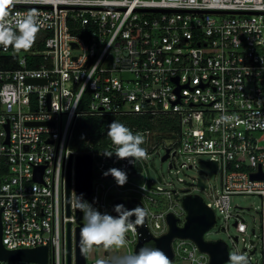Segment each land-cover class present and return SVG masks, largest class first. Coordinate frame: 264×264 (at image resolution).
<instances>
[{
  "label": "built area",
  "instance_id": "built-area-1",
  "mask_svg": "<svg viewBox=\"0 0 264 264\" xmlns=\"http://www.w3.org/2000/svg\"><path fill=\"white\" fill-rule=\"evenodd\" d=\"M33 9L46 38L27 51L0 47V210L7 249L47 246L49 256L47 263L0 264H66L68 221L75 264L77 223L66 212L71 153L93 157L87 202L100 212L111 214L118 198H134L155 237L168 232L170 213L183 226L184 191L147 173V158L161 143L177 172L193 168L176 163L181 155L217 162L221 190L204 201L217 220L218 213L226 222L235 218L239 234L248 226L233 213L232 196L261 197L264 264V178L253 177L264 176V0H19L12 11ZM107 116L140 118L130 129L144 136L145 159L104 155L115 150L110 139L99 150H72L79 123ZM112 168L126 172L125 184L105 175ZM72 198L74 213V181ZM138 242L137 228L127 234V253ZM172 246L170 264L210 262L191 239L176 238ZM107 253L86 264H120Z\"/></svg>",
  "mask_w": 264,
  "mask_h": 264
},
{
  "label": "clouds",
  "instance_id": "clouds-1",
  "mask_svg": "<svg viewBox=\"0 0 264 264\" xmlns=\"http://www.w3.org/2000/svg\"><path fill=\"white\" fill-rule=\"evenodd\" d=\"M17 3L19 0H0V47L5 50L11 47L17 52L27 51L35 44L44 23L39 18V13L34 9L22 14H13L12 10ZM221 119L227 122L230 118L224 116ZM107 136L115 146V150L105 151L104 155L111 157L115 154L119 159L132 158L134 163L147 157V150L142 147L145 143L144 136L139 132L134 133L120 121L113 120L108 125ZM109 173L119 185L122 186L126 183V172L112 168L105 175ZM74 208L82 213L84 221L80 229V237L81 252L85 255L94 245H102L105 249L125 247L127 234L135 233L137 226L143 225L147 215L146 210L141 206L127 209L123 204L114 206V211L117 213L115 216L106 212L102 213L84 200L82 195H76ZM133 217H135L134 220ZM119 259L120 264H170L163 251L148 247H142L135 253H127ZM229 259L230 264H249L247 255L240 252L231 253ZM97 264H109V262L98 260Z\"/></svg>",
  "mask_w": 264,
  "mask_h": 264
},
{
  "label": "water",
  "instance_id": "water-1",
  "mask_svg": "<svg viewBox=\"0 0 264 264\" xmlns=\"http://www.w3.org/2000/svg\"><path fill=\"white\" fill-rule=\"evenodd\" d=\"M73 45H76L73 43ZM177 81V80H176ZM30 83H45V79H31L28 80ZM169 154H165L162 159H168ZM201 162L207 164L208 166L217 169L216 161H209L202 159ZM44 168L37 170L35 179H41V174ZM201 173H204L202 170ZM254 178H264L262 172L253 175ZM93 157L89 153L78 154L74 156L73 153L70 154L67 168H66V212L67 216L71 217L73 215L76 220L77 226L75 228V264H86L87 254H82L81 252V237L80 229L84 223L82 219V213L80 211L72 210V195H73V181H74V195L81 196L84 200H88L93 191ZM199 186L205 188V184L199 180ZM190 187V183H188ZM185 196L182 199L183 206L186 210V221L183 226L178 224L179 218L170 213L167 215L168 222V232L155 237L147 224V218L145 216L144 223L141 226H137L139 233V242L136 246V251L142 247L157 248L163 251L168 257L169 261L174 258V251L172 243L174 239H191L203 252L210 255L209 264H224L229 261L230 253L229 246L223 240L216 241H206L204 236L211 230L217 222L215 212L210 208L198 194H192L190 189L184 190ZM75 201V198H74ZM117 204H123L127 209H133L137 206H141L143 209V204L134 198H118L114 200L110 206V212L113 215H117L114 211V206ZM133 220L135 217L132 218ZM72 226L73 222L68 221L66 224V264H73V236H72ZM3 223L2 215L0 210V260L8 261H32L39 263L48 262V247L39 246L35 248L17 249L9 250L3 244ZM151 241L154 242V246H147ZM253 243V241H252ZM99 246V245H97ZM255 253L252 250L251 254ZM249 264L253 262L249 261Z\"/></svg>",
  "mask_w": 264,
  "mask_h": 264
},
{
  "label": "rangeland",
  "instance_id": "rangeland-1",
  "mask_svg": "<svg viewBox=\"0 0 264 264\" xmlns=\"http://www.w3.org/2000/svg\"><path fill=\"white\" fill-rule=\"evenodd\" d=\"M47 33L40 30L38 33L36 42L33 46H36L44 40ZM160 153V154H159ZM165 155V148L163 143H161L158 148L153 150L148 160L147 173L155 183H158L159 177L163 179L164 185L172 189H177L179 191H184L189 188L192 194H198L205 200H209L211 194H216L221 190L222 177L221 173H217L216 170L208 166L207 164L201 162L203 157L193 156L189 158L188 155H181L176 158V163L179 165L182 162H187L193 165V168H183L177 172L175 167L171 168V159L163 160L162 157ZM204 173H201V171ZM183 178L184 182H180L178 179ZM199 180H201L207 188L199 186ZM190 183V187L188 185ZM217 186V188H215ZM231 203L233 206V213L239 214L246 222L248 230L246 234H239L236 230L234 223L235 218H232L229 222H226L225 217L218 213V220L216 225L209 230L204 238L206 241H216L223 240L229 246V253L240 252L246 254L249 261L253 264H262L263 262V252L262 244L258 236L261 231V220H262V199L258 195H234L231 198ZM186 214L183 215V222ZM230 224V229L226 228L227 224ZM255 230V233H254ZM239 235V240L236 241L235 237ZM251 240L256 241L257 249L255 253L251 254L253 246L251 245ZM113 254L114 257L119 258L127 254L126 247L117 249L115 247L111 249H105L102 245H94L93 248L87 253V259L89 261L104 258L108 255ZM115 252H118L116 254ZM224 264H230V260Z\"/></svg>",
  "mask_w": 264,
  "mask_h": 264
},
{
  "label": "trees",
  "instance_id": "trees-1",
  "mask_svg": "<svg viewBox=\"0 0 264 264\" xmlns=\"http://www.w3.org/2000/svg\"><path fill=\"white\" fill-rule=\"evenodd\" d=\"M139 119L138 116L89 117L88 122H81L77 125L72 143V150L80 153L86 152L91 148L99 150L106 145L107 141L110 139L107 136V130L108 125L113 120L120 121L130 128L137 123ZM150 245L151 244H148V246Z\"/></svg>",
  "mask_w": 264,
  "mask_h": 264
}]
</instances>
